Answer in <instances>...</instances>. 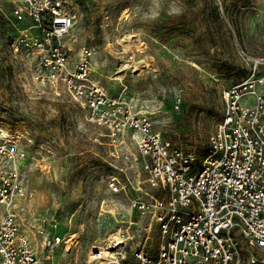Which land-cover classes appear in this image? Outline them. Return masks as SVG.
Segmentation results:
<instances>
[{
    "label": "rangeland",
    "instance_id": "1",
    "mask_svg": "<svg viewBox=\"0 0 264 264\" xmlns=\"http://www.w3.org/2000/svg\"><path fill=\"white\" fill-rule=\"evenodd\" d=\"M63 1L76 15L67 40L71 69L89 49L91 80L148 114L168 141L200 160L223 117L222 92L245 80L255 61L264 76V0ZM13 2L0 0V133L19 153L23 231L39 254L40 226L67 239L53 264H106L111 258L91 263L92 251L102 254L126 229L127 250L144 242L158 247L157 224L149 230L151 216L132 210L131 201L161 196L160 189L144 183L139 156L132 164L111 155L107 131L87 121L85 104L67 87L34 83L35 67L11 50ZM178 94L181 110L173 105ZM112 177L124 185L119 192ZM239 241L242 264H264V252L250 249L251 258L250 244Z\"/></svg>",
    "mask_w": 264,
    "mask_h": 264
},
{
    "label": "built area",
    "instance_id": "2",
    "mask_svg": "<svg viewBox=\"0 0 264 264\" xmlns=\"http://www.w3.org/2000/svg\"><path fill=\"white\" fill-rule=\"evenodd\" d=\"M12 21L17 37L14 56L35 67L37 86H64L72 99L85 104L87 121L107 131L111 155L125 163L141 158L144 183L161 196L132 200L131 209L150 215L158 226V247L146 243L127 250L129 229L107 248L114 255L106 264H242L246 250L264 252V76L254 70L241 83L222 92L224 113L209 138V153L200 160L195 152L175 147L157 131L151 117L111 96L91 80L92 52L84 48L71 69L67 40L76 15L63 0H14ZM182 94L174 100L181 110ZM134 147L135 152L132 150ZM19 153L9 136L0 133V264H53L56 249L66 238L40 226L41 252L23 231L18 202L26 197ZM200 164V165H199ZM118 177L110 187L123 188ZM148 230V231H149ZM120 241V242H119ZM94 249L91 263L99 260ZM260 263V260H256Z\"/></svg>",
    "mask_w": 264,
    "mask_h": 264
},
{
    "label": "bare ground",
    "instance_id": "3",
    "mask_svg": "<svg viewBox=\"0 0 264 264\" xmlns=\"http://www.w3.org/2000/svg\"><path fill=\"white\" fill-rule=\"evenodd\" d=\"M114 238H115L116 240H120V237H118V236H115V235H114ZM119 242H120V241H119ZM113 256H114L113 254H110V253L107 252V250L105 249L104 252L100 255L99 260L110 259V258H112Z\"/></svg>",
    "mask_w": 264,
    "mask_h": 264
}]
</instances>
